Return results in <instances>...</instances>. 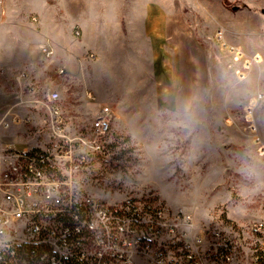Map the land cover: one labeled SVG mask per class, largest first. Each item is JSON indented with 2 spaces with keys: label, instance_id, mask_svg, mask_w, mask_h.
I'll list each match as a JSON object with an SVG mask.
<instances>
[{
  "label": "rangeland",
  "instance_id": "1",
  "mask_svg": "<svg viewBox=\"0 0 264 264\" xmlns=\"http://www.w3.org/2000/svg\"><path fill=\"white\" fill-rule=\"evenodd\" d=\"M26 7L24 0H0V119L57 91L68 133L77 135L105 103L114 114L110 156L88 193L110 203L153 198L184 210L197 229L264 223V0H174L190 44H176L170 55L118 24L106 34L105 56L84 68L87 82L81 69L69 72L33 49L39 17ZM180 65L187 91L175 98ZM23 73L28 78L18 79ZM194 98L198 123L185 127L175 114ZM30 132L0 130V148L6 142L24 148L35 137ZM245 159L259 180L242 171Z\"/></svg>",
  "mask_w": 264,
  "mask_h": 264
},
{
  "label": "built area",
  "instance_id": "2",
  "mask_svg": "<svg viewBox=\"0 0 264 264\" xmlns=\"http://www.w3.org/2000/svg\"><path fill=\"white\" fill-rule=\"evenodd\" d=\"M42 54L49 59L54 50ZM87 98L96 101L91 91ZM60 99L54 91L0 119L1 131L29 126L35 134L22 149L0 148V264H264L262 222L197 229L184 210L153 198L110 203L88 193L110 156L113 109L103 105L91 126L70 135Z\"/></svg>",
  "mask_w": 264,
  "mask_h": 264
},
{
  "label": "crops",
  "instance_id": "3",
  "mask_svg": "<svg viewBox=\"0 0 264 264\" xmlns=\"http://www.w3.org/2000/svg\"><path fill=\"white\" fill-rule=\"evenodd\" d=\"M24 3L27 12L39 17L41 35L33 49L42 52L43 47H51L54 50L51 61L69 72L81 69V79L86 82L88 75L84 68L92 60L90 54L105 56L106 34L114 27L117 32L118 24H125L129 32L141 34L155 48L160 47L159 54L162 51L172 54L176 44H190L189 28L176 23L174 0H24ZM76 30H80L82 42L75 41ZM181 73L180 65L175 98L187 91Z\"/></svg>",
  "mask_w": 264,
  "mask_h": 264
},
{
  "label": "clouds",
  "instance_id": "4",
  "mask_svg": "<svg viewBox=\"0 0 264 264\" xmlns=\"http://www.w3.org/2000/svg\"><path fill=\"white\" fill-rule=\"evenodd\" d=\"M198 100H194L190 103H186L178 112L175 114L176 120L185 127L194 126L198 123ZM242 159L244 157L242 156ZM245 167L242 171L248 176H255L258 180L260 178V173L256 171L255 167L244 160Z\"/></svg>",
  "mask_w": 264,
  "mask_h": 264
}]
</instances>
